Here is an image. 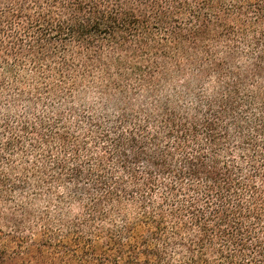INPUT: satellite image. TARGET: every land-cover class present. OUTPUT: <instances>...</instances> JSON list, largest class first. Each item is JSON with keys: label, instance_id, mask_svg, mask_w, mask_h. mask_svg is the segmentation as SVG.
<instances>
[{"label": "trees", "instance_id": "obj_1", "mask_svg": "<svg viewBox=\"0 0 264 264\" xmlns=\"http://www.w3.org/2000/svg\"><path fill=\"white\" fill-rule=\"evenodd\" d=\"M0 264H264V0H0Z\"/></svg>", "mask_w": 264, "mask_h": 264}]
</instances>
